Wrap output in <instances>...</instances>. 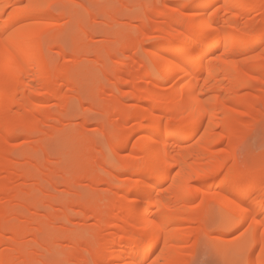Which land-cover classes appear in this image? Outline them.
<instances>
[{
  "label": "bare ground",
  "instance_id": "1",
  "mask_svg": "<svg viewBox=\"0 0 264 264\" xmlns=\"http://www.w3.org/2000/svg\"><path fill=\"white\" fill-rule=\"evenodd\" d=\"M73 1L0 0V34L4 32L5 27L11 24L9 16L19 17L22 23L27 25L23 31L11 39L6 35H0V39L5 40L4 48L0 50V58L5 66L9 63V52L13 56L23 59L27 65L23 79L18 82V85L12 86L7 91L0 88V194L5 195V204L0 200V247L10 246L11 248L8 255L2 257L5 259L57 264L52 263L55 262L54 259L51 263L42 262L41 255V260L35 259L36 252L39 249L42 250V246H46V242L42 243L40 234L42 235L48 230L51 235H56L57 242H59L57 245L62 247L61 242L63 243L66 238L68 240L69 237L64 231L74 224H72V220L75 218L72 213L76 212V210L73 211L74 208H85L87 204V199L79 197L78 194L73 193V196H78L74 197L76 200L56 196L54 192L57 191V186L52 181V176L51 178L39 176L37 179L39 187L33 191L45 193L44 201H47L46 204L40 203V205L43 204L41 206L33 199H31L32 202L29 198H24L26 197L24 196L26 185L23 188L11 187L17 181H29L31 175L25 173L24 164L12 162L15 152L10 148L9 140L20 136L39 139L33 150L37 155L40 152H45L43 149L45 143L43 139L40 140V136L46 135L44 129L46 123L58 125L68 119L67 115L69 114L66 108L63 112L55 113L50 107L47 108L46 103L50 101L54 106L62 98L68 97L67 99H69L71 96L69 94L68 96L63 88L70 87L69 89H73L74 92L79 90L75 89L78 85L73 81L74 79L70 78L71 67L67 65V62L74 61H69L70 58L65 53L62 58L63 65L52 64L47 50H50L54 44H50L46 50L39 39L42 34H51L55 31L53 29L55 23L68 16V9L75 3ZM29 2L41 4L63 2L65 6L58 13L56 9L48 7L22 12L21 6ZM210 2L215 5L219 3L216 7L220 10L215 17H212L214 21L212 27L215 31L211 36H201L198 39L196 47L204 60L203 65L193 73H189L187 69L165 71L156 61V56L172 51L183 43L177 34L181 32L182 27H185L183 21L175 16L171 8L156 14L160 18L172 20V23L167 24V30L164 28L157 30V32H163L159 38L164 43L161 40L158 43L157 37L158 44L155 43L152 46L147 58L153 64V73L160 75V81L172 83L169 95L163 97L159 91L161 87L156 85L159 83L147 80L151 72L146 68L140 71L137 81L119 80L122 86L145 83L146 88L143 94L134 98L150 105L149 108L139 106L127 111L117 110V112H124L126 115L125 121H123L124 126L133 124L132 122L136 118H141V121H135L130 129V136L140 138L141 142L137 145L135 152L141 153V155L130 156V159L144 160L148 155H156L159 160L154 162L163 164L165 174L156 175L151 171H145L142 165L136 166L137 169L132 174L133 179L129 180V185L118 187L115 195L109 198L108 206V212L111 214L116 208L118 209L114 215V231L105 235V226L103 225L96 230H89L88 234L86 233L87 236L85 235L87 239L91 240L88 242L89 244L97 245L95 249L93 246L92 255L90 254L91 261L116 258L123 259L126 264H143L151 257L157 260V264H183L184 254L187 253V251L184 252V248L186 245L188 246L186 243L193 232L192 227L198 225L200 232L205 234L201 233L202 235L210 234L205 222L207 211L213 206H218L221 214L225 215L226 221L230 222L223 226L226 230L220 234L221 237L215 240L214 244L230 243L225 239L227 234L242 229V226L247 227V224H252L254 231L258 230L264 233V227L261 226L264 223V217L259 216L261 192L258 178L251 191L241 195L230 183L224 181L223 177L216 179L204 174L209 167L216 166V161L226 156H230L234 160L244 159L238 152L219 150V145L226 141L232 148H239L237 144H234V138L238 137L239 126L249 118L255 123L259 122V115L252 111V106L261 102L264 104V98L258 102L240 97L239 93L252 88L258 90L260 85L264 84V18L246 21L242 18L246 17L247 12L256 10V8H261V12L264 13V0H210ZM8 5H15V7L9 8ZM222 5H227V7H222ZM213 56L218 59H213ZM117 65L121 67L129 64ZM189 93H193V95L189 97ZM158 97L168 102L161 104L157 100ZM182 98L185 99V102L188 99L195 100L197 110L200 112L199 119L187 127L184 134L180 136L158 139L160 133L154 126L155 121L159 120L161 113L170 114L173 117H183L185 113L180 103ZM83 102H86L85 99ZM107 103L108 101L103 100L98 107L101 108ZM98 114L95 111L94 115L98 116ZM119 129H121L120 126H115L113 130L118 133ZM197 132L200 135H197ZM127 146L128 140H118L113 144L116 164L123 169L122 172H119L120 174H125L133 168L126 167L122 158V152L127 150ZM19 159L24 161L21 157ZM103 164L100 162L98 165L96 164L95 168H102ZM36 166V171L42 173L41 169ZM229 167L231 166L229 165ZM173 169L176 171H172ZM228 170V168L220 169L226 174ZM167 172H171V176H168ZM82 173L89 177L92 176V183H102L99 176L93 178L94 172L84 171ZM114 175L115 173L112 172L108 174V177L111 178ZM192 175H197V179L190 181L189 177ZM144 176H147V179H142ZM239 179L242 182H247V177L244 175H241ZM173 180H175V184H173ZM209 181L213 182L209 183ZM189 183L191 190L184 194V185ZM98 196L103 197L102 194H98ZM28 199L29 203L26 202ZM16 202L21 204L18 207L11 205ZM57 206L59 208L67 207L68 210L62 216H57L55 213ZM244 206H249L253 215H256L255 221L248 217L247 223H245V217L240 212V207ZM38 212H43L42 217H37ZM81 213L86 217V220L88 218L90 220L91 218L98 219L102 215V212L97 208L89 209L90 216L87 215L88 212L84 211V214L81 211ZM19 218H23L27 225H17L15 221ZM76 219L79 222V217L74 221H77ZM49 222L52 225L58 224V226L53 225L54 227L48 229L45 225ZM30 224H34L37 228L33 227L35 229L28 231ZM190 230H192L191 233ZM30 235L34 237L31 240L32 244L25 247L24 239ZM54 235L50 241L48 239L49 242L52 241ZM121 236H124L123 240ZM86 237L84 238L86 239ZM75 239H73L74 243L81 242V239L77 241ZM48 243L47 247L51 250L52 242L49 243L51 244L49 246ZM232 244L234 247L232 249L243 252L244 241H236ZM230 247L226 244L222 250L227 253ZM101 249L106 255H101ZM48 252L50 251L48 250ZM53 258L58 260L55 256ZM246 259H248L247 255ZM62 261L66 264V259ZM88 262L86 261V264Z\"/></svg>",
  "mask_w": 264,
  "mask_h": 264
},
{
  "label": "rangeland",
  "instance_id": "2",
  "mask_svg": "<svg viewBox=\"0 0 264 264\" xmlns=\"http://www.w3.org/2000/svg\"><path fill=\"white\" fill-rule=\"evenodd\" d=\"M73 2L75 3L68 9V16L55 23L53 28L55 31L51 34H42L44 38L40 39V43L46 50L50 44H54L50 50H47L52 64L63 65L62 58L65 53L67 57L69 56V61H74L67 62V65L71 67L70 78L77 82L78 86L75 89H79L76 90L78 92L72 91L73 89H69L70 87L63 88L67 95L69 94L72 98L67 99V97L62 98L59 102L55 101L57 103L54 102V106L50 101L46 103L47 108L50 107L55 113L67 109L68 119L58 125H50L51 123L47 124L45 122L46 135L40 136V140L43 139L45 143V147L43 146V149H45L44 154L40 152L37 155L36 151L33 150L39 139L20 136L16 139L12 138L8 142L10 148L15 152L12 156V162L24 164L25 173L31 175L29 181L20 180L11 186L12 188H23L26 185V193H24L26 197L24 198L33 199L39 206L46 204L47 201H44L46 198L45 193L33 190L39 187L37 184L39 176L43 178H51L52 176V181L57 186V191L54 192L56 196H63L70 200L78 196L87 199L85 208H74L73 211L76 210L77 214L75 212L72 215H75V218L79 217V222L78 219L74 221V218L72 220V224H74L64 231L69 237L68 240L66 238V241L61 242L62 247L57 245L59 242H57L54 234H52L54 235L52 243L49 242L52 235L48 230L42 235L40 234V239L43 241L40 240V242H46L45 247H47L48 242L51 243L52 245L48 243V246L51 245L52 249L50 250L47 247L50 251L48 252L47 248L42 246V250L39 249L36 252L35 259L41 260L43 257L42 262L46 261L48 263H51L54 259L55 262L52 263L57 264H61L64 259H66V264H86V261H90V254L92 255V249L95 245L94 243H88L91 240L87 239L86 233L88 234L89 230H96L103 225L105 226V235L114 231V215L118 209L116 208L112 214L108 212L109 198L115 195L118 187L129 185L133 179L132 174L137 167L131 168L125 174H120L119 172H122L123 169L116 164L113 144L118 140H128L127 150L122 152V158L136 153V148H133L132 145L137 143L139 137L130 136V129L135 121H141V118H136L132 122L133 124L130 123V125L124 126L123 121H125L126 115L124 112H117V110L127 111L139 106L150 107L148 103L134 98L143 94L146 88L145 83L122 86L119 80L137 81L140 71L146 68L147 71L151 72L147 80L158 82L159 84L156 83V85L161 87L159 89L160 94L166 93L169 95L172 83L160 81V75L153 73V64L148 61L147 57L148 52L152 50V46L157 42L159 43V40H161L159 37L163 35V32H157V30L161 28L167 30V24L172 23V20L160 18L156 14L168 8L172 9L177 4H185L188 0H74ZM54 4L57 13L65 6L63 2ZM263 14L261 8H256V10L247 12L246 17L244 15L247 19H242L245 21L248 19H263ZM147 37L152 38L146 39ZM117 64L129 65L119 67ZM239 96L260 102L264 98V84L260 85L258 90L256 88L244 90L239 93ZM84 99L86 102H83ZM103 100L108 101V103L101 108L98 107ZM261 103L252 106V111L259 115V122L255 123L249 118L239 126L238 137L234 138V144H237L239 148H232L225 141L222 143L224 144L223 151L238 152L245 160L253 157L258 158L261 155L262 150H264V104ZM95 111L99 113L98 116L94 115ZM168 115L170 114H165V116ZM115 126L121 127L117 131L118 133L113 130ZM39 143L42 144L40 141ZM219 150H221L220 147ZM19 157L24 161H21ZM100 162L104 163L101 165L102 168H95L96 164L98 165ZM35 165H37L36 168L41 169L42 173L36 171ZM132 169L134 170L132 171ZM84 171L94 172L93 178L99 176L102 183H92V176L84 175L85 173H82ZM112 172L115 175L109 178L108 174ZM68 178L70 179L68 180ZM211 182L213 181H209V183ZM65 183L66 185H64ZM77 191L78 193H76ZM73 193L78 194V196H73ZM98 194H102L103 197H99ZM4 197L5 195L0 194V200L5 204ZM29 199L26 202L29 203ZM39 200L40 202H38ZM40 203L43 204L40 205ZM20 204L16 202V204L11 205L18 207ZM57 207V211H55L57 216H62L68 210L67 207ZM95 208L102 212L98 219L91 218L90 220L88 218L87 221L86 217L82 213L80 214L81 211L83 213L85 211L90 216L89 209ZM42 215L43 212H38L37 217H42ZM15 223L17 225H27L23 218H19ZM229 223L226 221L225 215L221 214L218 206L210 207L205 222L210 234L204 236L205 234L200 232L198 225L192 227L193 232L191 233L192 230H190L192 235L190 234L186 243L188 246L186 245V248H184V252L187 251V253L184 254L183 264H238V262L245 260L246 254L244 252L232 249L234 248L232 243L239 242L233 235H239L237 230L227 234L228 236L225 239L229 240L230 243L219 242L214 244L215 240L221 237L220 234L226 230L223 226ZM32 225H28L30 227L28 231L37 228V226ZM53 225L49 222L46 223L45 227L51 229L54 227ZM55 226H58V224ZM31 236L24 239L25 247L32 244L31 240L34 237ZM74 236L77 238L75 239ZM73 239L76 241L81 239V242L74 243ZM226 244L229 247L231 246L227 253L222 250V247ZM96 246H94V249ZM43 248L45 249L43 250ZM44 254L46 256H43ZM54 256L58 260L53 258ZM35 264L39 263L35 262Z\"/></svg>",
  "mask_w": 264,
  "mask_h": 264
},
{
  "label": "snow or ice",
  "instance_id": "3",
  "mask_svg": "<svg viewBox=\"0 0 264 264\" xmlns=\"http://www.w3.org/2000/svg\"><path fill=\"white\" fill-rule=\"evenodd\" d=\"M8 7L13 8L15 5H8ZM44 7L54 8L56 5L53 3L41 4L29 2L23 4L20 10L22 12H29ZM222 7H227V5H222ZM219 10L210 0H189L187 4H177L172 8L175 16L181 19L185 25V27L181 28V32L177 34L183 43L176 46L172 51L163 52L156 56V61L163 70L179 69L183 71L187 69L189 73H193L199 66L203 65L204 57L200 55L196 45L201 36H211L214 33L215 29L212 27L214 24L212 17H215ZM8 19L12 22L4 28V32L0 35H6L9 39L27 27L19 17L9 16ZM43 38V35L39 37L41 40ZM151 38L147 37L146 39ZM4 45L5 40L0 39V50L4 48ZM213 59H218V57L213 56ZM26 67L25 61L18 56H13L11 52H9V63L7 66H5L2 58H0V88L7 91L12 86L18 85V82L23 79V73ZM162 95L167 96L166 93ZM192 95L193 93H189V97ZM157 100L161 104L168 102L159 97ZM180 103L185 113L183 117H173L171 115L166 117L165 114L161 113L159 120L155 121L154 126L160 133L158 139L180 136L184 134V130L187 127L199 119L200 112L197 110L195 100L188 99L185 102V99L182 98ZM197 135H200V133L197 132ZM193 139L195 140V137ZM140 142V138H137V143L132 145L133 148H136ZM219 147L223 151L224 144H220ZM140 155L141 153L130 154V156ZM130 156L123 157L126 167L142 165L145 171H151L153 174L161 176L165 174L163 164L154 162L159 160L158 156L148 155L144 160H132ZM221 168H228V173L226 174L220 171ZM172 171H176V169ZM217 172H219V175H217ZM204 174L215 177L216 179L223 177L224 181L230 183L241 195L250 192L258 178L261 192V211L259 216L264 217V150H262L258 158L253 157L247 160L240 158L234 160L230 156H226L216 161V166L209 167ZM167 175L171 176V172H167ZM197 175L190 176L189 180H196ZM241 175L247 177V182H242L239 179ZM142 179H147V176L142 177ZM173 184H175V180H173ZM184 189V194L190 191V183L184 185ZM241 204H243V201H241ZM240 212L245 217V223H247L248 217L253 221L257 219L256 215H253V212L250 211L249 206L240 207ZM261 226L264 227V223ZM237 231L239 235H233L236 240L244 241L243 252L248 256V259L240 261L238 264H264V233L258 230L254 231L252 224H247V227L242 226V230L237 229ZM121 239L123 240L124 236H121ZM10 250V246L0 247V264H35L32 260L19 261L2 258L7 256ZM100 251L101 255H106L102 249ZM88 264H126V262L123 259L106 258L96 259L95 261L90 260ZM143 264H157V260L149 257Z\"/></svg>",
  "mask_w": 264,
  "mask_h": 264
}]
</instances>
